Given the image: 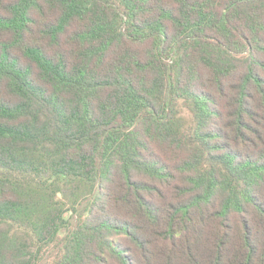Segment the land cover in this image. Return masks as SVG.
I'll return each instance as SVG.
<instances>
[{"label": "trees", "instance_id": "obj_1", "mask_svg": "<svg viewBox=\"0 0 264 264\" xmlns=\"http://www.w3.org/2000/svg\"><path fill=\"white\" fill-rule=\"evenodd\" d=\"M0 264H264V0H0Z\"/></svg>", "mask_w": 264, "mask_h": 264}, {"label": "rangeland", "instance_id": "obj_2", "mask_svg": "<svg viewBox=\"0 0 264 264\" xmlns=\"http://www.w3.org/2000/svg\"><path fill=\"white\" fill-rule=\"evenodd\" d=\"M40 27H41V24H40V23H38L35 27H33V30H32V32H31V34L28 35V39H29L30 41H32V40H34V41L38 40V37H40V36H39V33H38L37 30H38ZM144 49H145V46L142 45V47L139 48V53H142V52H143V54H144ZM22 62H23V63H26L25 60H22Z\"/></svg>", "mask_w": 264, "mask_h": 264}]
</instances>
